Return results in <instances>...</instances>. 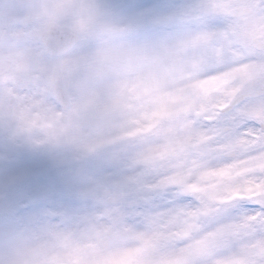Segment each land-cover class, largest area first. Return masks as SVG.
Returning <instances> with one entry per match:
<instances>
[{
    "label": "rangeland",
    "instance_id": "1",
    "mask_svg": "<svg viewBox=\"0 0 264 264\" xmlns=\"http://www.w3.org/2000/svg\"><path fill=\"white\" fill-rule=\"evenodd\" d=\"M101 2L115 30L60 22L81 38L69 53L50 57L26 14L30 0H0V235L40 241L36 254L52 264H64L66 250L124 255V264H182V250L160 226L148 220L137 227L121 202L99 197L100 188L121 186L101 177L123 169L131 176L137 165L173 155L188 131V111L231 73L201 78L207 30L186 18H154L182 0ZM206 2L250 44L264 42V16L231 17L238 0ZM101 49L117 57L106 74L95 71ZM237 71L251 77L247 66ZM54 79L72 101L64 119L50 95ZM56 138L72 145L73 159L39 145ZM102 235L109 236L105 248Z\"/></svg>",
    "mask_w": 264,
    "mask_h": 264
},
{
    "label": "snow or ice",
    "instance_id": "2",
    "mask_svg": "<svg viewBox=\"0 0 264 264\" xmlns=\"http://www.w3.org/2000/svg\"><path fill=\"white\" fill-rule=\"evenodd\" d=\"M209 8L206 0H182L154 18H186L207 30L201 78L231 73L227 83L188 111L173 155L137 165L131 176L123 169L101 178L121 181L127 219L160 226L182 250V264H264V43L250 44ZM248 9L264 16V0H250Z\"/></svg>",
    "mask_w": 264,
    "mask_h": 264
},
{
    "label": "clouds",
    "instance_id": "3",
    "mask_svg": "<svg viewBox=\"0 0 264 264\" xmlns=\"http://www.w3.org/2000/svg\"><path fill=\"white\" fill-rule=\"evenodd\" d=\"M26 14L37 27H49L67 20L79 29L95 25L105 30H115L108 22L109 13L101 0H30ZM116 58V54L106 49L99 50L96 54L95 71L98 74L112 71L110 65ZM39 145L50 149L55 147L57 151L73 159L74 149L64 138L46 140ZM39 243L40 241L35 240H18L8 233L0 235V264H52L51 257L36 254L35 249ZM63 256L64 264H124L127 259L124 255L92 254L72 250L64 251Z\"/></svg>",
    "mask_w": 264,
    "mask_h": 264
},
{
    "label": "water",
    "instance_id": "4",
    "mask_svg": "<svg viewBox=\"0 0 264 264\" xmlns=\"http://www.w3.org/2000/svg\"><path fill=\"white\" fill-rule=\"evenodd\" d=\"M247 12H249V10L244 7H236L230 11L233 16L241 15ZM37 35L45 45L46 51L52 55L65 53L79 39V33L76 30L67 26H60L58 24L39 28ZM51 90L56 99L62 104L63 109H66L68 102L61 83L59 81H54L51 86ZM100 194L103 197H107L111 202H118L120 199L119 194L110 192L107 189L101 190ZM107 241L108 238L106 236L102 237L99 240V244L104 246Z\"/></svg>",
    "mask_w": 264,
    "mask_h": 264
},
{
    "label": "flooded vegetation",
    "instance_id": "5",
    "mask_svg": "<svg viewBox=\"0 0 264 264\" xmlns=\"http://www.w3.org/2000/svg\"><path fill=\"white\" fill-rule=\"evenodd\" d=\"M241 4H245L247 5L248 2H250V0H238ZM209 3V1H208Z\"/></svg>",
    "mask_w": 264,
    "mask_h": 264
}]
</instances>
